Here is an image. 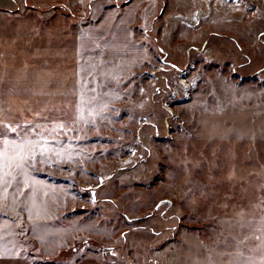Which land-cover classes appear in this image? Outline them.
<instances>
[{"label": "rangeland", "instance_id": "374dc122", "mask_svg": "<svg viewBox=\"0 0 264 264\" xmlns=\"http://www.w3.org/2000/svg\"><path fill=\"white\" fill-rule=\"evenodd\" d=\"M158 1L138 28L142 59L84 57L85 8L0 15L11 251L45 264H264V0Z\"/></svg>", "mask_w": 264, "mask_h": 264}, {"label": "crops", "instance_id": "0c3cea01", "mask_svg": "<svg viewBox=\"0 0 264 264\" xmlns=\"http://www.w3.org/2000/svg\"><path fill=\"white\" fill-rule=\"evenodd\" d=\"M145 2L146 0L144 4L141 0H0V15H16L28 5L54 9L57 8L56 5L64 4L65 9L72 11V14L79 10L86 11L78 14L77 21L81 30L76 34V41L80 44L79 49L84 57L142 59L149 56V51L140 37L139 32L142 31L138 28L149 24L156 16L159 6L158 0H150L152 4L148 8ZM83 8L86 10L83 11ZM20 251H11L0 240V264H45ZM76 264L91 263L79 261Z\"/></svg>", "mask_w": 264, "mask_h": 264}, {"label": "snow or ice", "instance_id": "6c2138e0", "mask_svg": "<svg viewBox=\"0 0 264 264\" xmlns=\"http://www.w3.org/2000/svg\"><path fill=\"white\" fill-rule=\"evenodd\" d=\"M262 35H264V34H262ZM62 126V125H61ZM9 127H11V125H9ZM20 159L22 160L23 159V157H20ZM10 166V165H9ZM94 191V190H93ZM0 254H2V253H0ZM262 259H264V257H262Z\"/></svg>", "mask_w": 264, "mask_h": 264}]
</instances>
